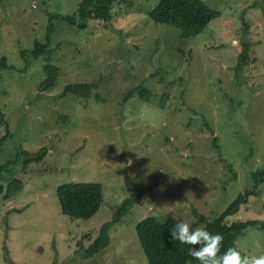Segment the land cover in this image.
<instances>
[{"label":"rangeland","instance_id":"rangeland-1","mask_svg":"<svg viewBox=\"0 0 264 264\" xmlns=\"http://www.w3.org/2000/svg\"><path fill=\"white\" fill-rule=\"evenodd\" d=\"M158 1L120 0L112 20L84 28L53 20L75 15L80 0L0 2V60L9 66L0 82L9 133L0 166L19 148L48 149L42 163L23 170L21 158L0 177L3 194L12 176L22 183L9 199L0 195V264H148L136 233L144 219L204 228L247 191L259 196L226 224L264 220V182L256 188L252 178L264 171V0H202L220 17L188 39L150 17ZM52 20L50 53L35 59L33 44L48 42ZM243 41L251 57L238 78ZM48 64L60 69L59 80L41 90ZM69 84L96 87L85 97L66 93ZM5 132L0 123V138ZM72 182L102 185L92 218L63 214L58 188ZM137 198L109 231V246L84 258L81 247ZM236 245L242 255L264 254V231L249 228Z\"/></svg>","mask_w":264,"mask_h":264},{"label":"trees","instance_id":"trees-1","mask_svg":"<svg viewBox=\"0 0 264 264\" xmlns=\"http://www.w3.org/2000/svg\"><path fill=\"white\" fill-rule=\"evenodd\" d=\"M3 0H0V2ZM120 0H80V4L77 13L72 16H53V20L58 19L60 21H66L72 25H76L79 28L87 26L88 20H102L109 22L113 19V7ZM151 18L156 22L171 24L178 27L181 30L183 38H195L200 35L201 31L211 22V20L220 17V13L217 10L211 9L202 0H159L158 3L149 12ZM48 27V42L35 41L33 48L30 51V55L35 58H41L42 56H48L50 53L51 40L56 31V24L54 21ZM243 49L239 54L238 61L235 67V75L240 78L245 67L250 64L251 57V45L247 41L242 42ZM21 55H23L21 53ZM7 60L2 57L0 60V82L2 80V70L8 68ZM48 78L45 82L39 86L41 90H48L57 85L60 69L52 64H48L46 67ZM96 84H69L66 87L65 92H73L78 95L89 97L92 94L93 88ZM138 88H134L128 91L124 95V100L133 96L137 92ZM140 96L149 100L150 92L145 88H140ZM166 94L163 98L165 101ZM0 123L4 125L5 133L0 138V153L2 150V144L9 133L7 130V123L3 118V113L0 112ZM48 156V149L44 148L38 153H30L21 148L17 150L16 160L8 161L5 165L0 166V177L7 169L16 165L18 160L22 158V169L28 167V165L35 163H42ZM6 170V171H5ZM13 175V173H9ZM252 178L256 182V188L264 182V171L254 173ZM22 183L19 179L11 177L7 181L6 192L3 194V187L0 183V195L4 200L9 199L16 192L20 191ZM58 196L61 203L63 214L68 216L72 220L83 219L87 220L92 218L101 208L104 200L103 187L99 183L94 182H72L69 184L61 185L58 188ZM259 196V192L247 191L237 196L235 200L230 202L227 207L212 221L205 222L204 228L211 234H221L223 236L220 253L222 254L227 248L235 247L237 250L236 241L238 237L249 228H257L264 231V220L255 219L247 221L229 222L226 224V219L236 216L242 207L248 205L251 198ZM137 199L126 200L121 206H119L113 216V219L104 225L99 236L95 241L87 248L81 247V253L84 258H91L96 254L102 252L109 246L110 237L109 231L117 224L121 218L129 212V208L133 205V202ZM179 222L173 217H168L163 221H159L154 217H147L136 227V233L139 238L142 250L145 254L148 264H187L189 262L193 264H199V262L188 255V249L191 245L181 244L179 241L171 239L170 230ZM199 249L200 245L194 246Z\"/></svg>","mask_w":264,"mask_h":264},{"label":"clouds","instance_id":"clouds-1","mask_svg":"<svg viewBox=\"0 0 264 264\" xmlns=\"http://www.w3.org/2000/svg\"><path fill=\"white\" fill-rule=\"evenodd\" d=\"M170 235L174 241L191 245L188 255L195 258L199 264H264V254L242 255V250L235 247H229L218 255L223 241L221 234H211L201 227L192 229L182 220L171 228ZM197 244L200 245L199 249L194 247ZM252 246L260 248L259 240H254Z\"/></svg>","mask_w":264,"mask_h":264}]
</instances>
